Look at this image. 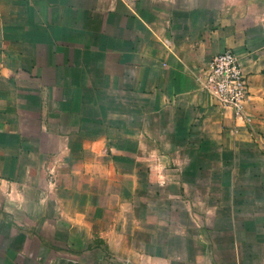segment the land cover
<instances>
[{"label":"crops","instance_id":"obj_1","mask_svg":"<svg viewBox=\"0 0 264 264\" xmlns=\"http://www.w3.org/2000/svg\"><path fill=\"white\" fill-rule=\"evenodd\" d=\"M0 264H264V0H0Z\"/></svg>","mask_w":264,"mask_h":264},{"label":"built area","instance_id":"obj_2","mask_svg":"<svg viewBox=\"0 0 264 264\" xmlns=\"http://www.w3.org/2000/svg\"><path fill=\"white\" fill-rule=\"evenodd\" d=\"M204 89L217 106L230 110L238 122L250 124V117L245 111L249 97L248 77L233 51L226 50L210 60Z\"/></svg>","mask_w":264,"mask_h":264}]
</instances>
